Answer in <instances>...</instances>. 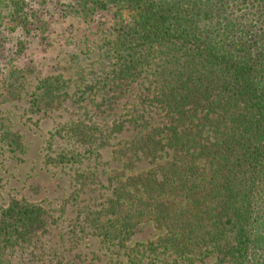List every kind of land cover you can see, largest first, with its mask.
Returning <instances> with one entry per match:
<instances>
[{
	"label": "trees",
	"instance_id": "trees-1",
	"mask_svg": "<svg viewBox=\"0 0 264 264\" xmlns=\"http://www.w3.org/2000/svg\"><path fill=\"white\" fill-rule=\"evenodd\" d=\"M77 2L133 22L116 40L99 105L109 114L131 104L128 118L80 130L87 144L116 141L109 155L122 167L99 213L105 244L124 248L143 224L160 234L138 242L133 264H264V0ZM54 81H44L39 106L68 88ZM47 226L44 208L13 201L1 214L0 256Z\"/></svg>",
	"mask_w": 264,
	"mask_h": 264
},
{
	"label": "rangeland",
	"instance_id": "rangeland-1",
	"mask_svg": "<svg viewBox=\"0 0 264 264\" xmlns=\"http://www.w3.org/2000/svg\"><path fill=\"white\" fill-rule=\"evenodd\" d=\"M77 1L0 0V223L20 200L44 208L48 224L30 244L4 252L0 264H58L62 257L82 264V249L94 264H133L138 242L160 234L141 224L140 239L124 248L104 242L99 213L122 167L109 155L116 141L87 144L80 130H107L128 118L131 104L109 114L99 105L119 54L116 40L133 22L113 7L87 14ZM56 78L68 86L62 98L39 106L44 81Z\"/></svg>",
	"mask_w": 264,
	"mask_h": 264
}]
</instances>
